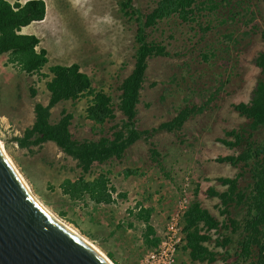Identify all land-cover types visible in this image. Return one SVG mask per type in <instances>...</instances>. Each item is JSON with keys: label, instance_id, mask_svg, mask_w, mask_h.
I'll list each match as a JSON object with an SVG mask.
<instances>
[{"label": "rangeland", "instance_id": "obj_1", "mask_svg": "<svg viewBox=\"0 0 264 264\" xmlns=\"http://www.w3.org/2000/svg\"><path fill=\"white\" fill-rule=\"evenodd\" d=\"M131 1L143 14L158 2ZM202 1L187 19L174 14L148 29L149 38L168 51V55L148 60L136 124L149 131L122 157L95 162L88 172L53 141L22 146L16 138L23 137L33 124L35 103L49 101V66L74 62L89 74L96 89L111 96L116 117L104 124L94 123L86 117L88 99L81 97L56 104L51 119L58 120L66 110L73 114L70 130L74 138L110 136L113 126L124 119L118 107L120 85L134 66L136 18L126 16L118 0H45L46 17L33 23V33L40 38L39 48L48 51L47 65L40 72L27 73L9 62L7 54L0 55L2 147L37 199L77 227L114 264H150L146 256L154 247L143 241L144 223L132 213L136 206L153 207L150 222L157 227L161 241L172 214L181 204L196 200L228 224L209 231L208 245L217 252V260H192L184 247L185 235L172 264H244L236 257L239 234L229 223V217H242V209L233 207L232 216L222 213L221 200L209 196L207 189H226L218 180L221 176L242 174L241 187L252 181L250 166L244 162L233 165L217 158L238 155L249 142L264 141V126L250 132L248 118L233 107L250 100L262 77L255 58L264 51V0ZM186 106L203 110L191 115L180 129L154 130ZM231 130L235 134H227ZM236 134L242 136L239 145L221 140L234 141ZM100 172H106L115 187L112 203L76 198L62 188L66 178H93ZM184 197L186 201L181 203ZM226 237L231 241L225 242Z\"/></svg>", "mask_w": 264, "mask_h": 264}, {"label": "trees", "instance_id": "obj_2", "mask_svg": "<svg viewBox=\"0 0 264 264\" xmlns=\"http://www.w3.org/2000/svg\"><path fill=\"white\" fill-rule=\"evenodd\" d=\"M118 1L121 11L126 16L136 18L137 21L134 66L120 85L118 107L124 115L122 122L113 126L110 136L79 140L74 138L70 130L73 114L63 110L61 117L53 121L52 107L63 100H75L81 97H87L86 117L94 123L104 124L116 117L111 96L93 86L91 77L81 69L79 63H55L49 66L51 77L46 83L50 93L48 103H35L33 124L25 130L23 137L16 138L22 146L53 141L62 151L77 160L83 172H88L95 162L103 163L113 157H122L128 147L148 133L149 130H141L136 124L148 60L155 55H168L166 46L149 38L148 29L174 14L187 19L193 7L203 2L202 0H158L157 5L150 12L143 14L132 5L131 0ZM46 12L45 0L24 2L0 0V55L7 54L9 62L16 64L20 70L27 73L40 72L47 65L49 58L47 49L39 48L40 38L35 33L22 32V28L32 22L43 20ZM255 64L260 67L262 77L253 88L250 100L233 105L241 115L248 118L246 129L250 132L264 126V51L258 53ZM33 92L35 90H32ZM202 110L203 107L186 106L175 117L162 122L154 130L180 129L191 115ZM227 134H235V131H228ZM235 137L234 141L221 140L231 146L239 145L242 136L236 134ZM217 160L230 162L233 165L244 162L250 166L252 181L246 187L239 185L242 174L236 177L221 176L218 180L227 188L220 191L211 186L207 189V193L221 200L222 213L231 215L233 207L242 209L241 218L232 215L231 218L229 217L232 231L239 234L237 260L244 264H264V141L257 145H250L249 142L240 154L220 156ZM62 188L73 197H88L95 203L108 204L115 200L113 194L115 187L106 172H100L93 178L84 176L76 179L66 178ZM152 211L153 207L139 204L132 213L136 219L144 223L143 241L153 248L159 244L160 236L150 222ZM183 223L186 235L184 247L189 257L198 261L217 260V252L206 243L212 238L209 231L227 227L228 224L221 223L197 200L189 205ZM229 241L231 238L226 237L225 242Z\"/></svg>", "mask_w": 264, "mask_h": 264}, {"label": "water", "instance_id": "obj_3", "mask_svg": "<svg viewBox=\"0 0 264 264\" xmlns=\"http://www.w3.org/2000/svg\"><path fill=\"white\" fill-rule=\"evenodd\" d=\"M0 144V264H112L34 195Z\"/></svg>", "mask_w": 264, "mask_h": 264}, {"label": "built area", "instance_id": "obj_4", "mask_svg": "<svg viewBox=\"0 0 264 264\" xmlns=\"http://www.w3.org/2000/svg\"><path fill=\"white\" fill-rule=\"evenodd\" d=\"M185 201L186 197L182 199L181 203ZM188 207L189 204H181L178 211L172 214L163 239L146 256V260L150 264H172L175 261L177 249L185 241L182 219Z\"/></svg>", "mask_w": 264, "mask_h": 264}, {"label": "bare ground", "instance_id": "obj_5", "mask_svg": "<svg viewBox=\"0 0 264 264\" xmlns=\"http://www.w3.org/2000/svg\"><path fill=\"white\" fill-rule=\"evenodd\" d=\"M1 144V143H0ZM2 146V145H1ZM23 177V175H21ZM23 179L25 180L27 186L30 188L27 180L23 177ZM31 189V188H30ZM42 204V203H41ZM42 206L49 211L53 216H55L57 219H59L61 222H63L65 225H67L69 228H71L72 230H74L75 232H77L78 234H80L83 238H85L87 241H89L92 245H94L87 237H85L81 231L79 229H77V227H74L71 225V223H67L65 220H63L62 218H60L58 215H56L55 213H53L49 208H47L44 204H42ZM105 257L106 259H108L112 264H114L96 245H94Z\"/></svg>", "mask_w": 264, "mask_h": 264}, {"label": "crops", "instance_id": "obj_6", "mask_svg": "<svg viewBox=\"0 0 264 264\" xmlns=\"http://www.w3.org/2000/svg\"><path fill=\"white\" fill-rule=\"evenodd\" d=\"M22 2H24V1H26V0H21ZM46 14H47V12H46ZM46 17V16H45ZM45 19V18H44ZM43 19V20H44ZM40 21H42V20H40ZM35 22H38V21H35ZM35 22H32V23H30L29 25H27V26H24L23 28H22V32H24V33H33V23H35ZM218 190V189H217ZM221 191V190H220ZM201 206L203 207V208H206V207H204V205H202V203H201ZM206 209H208V208H206ZM209 210V209H208ZM209 212L213 215V216H215L214 214H213V211H211V210H209ZM216 217V216H215ZM217 218V217H216ZM218 219V218H217ZM219 220V219H218ZM152 223V222H151ZM154 225V224H153ZM200 226H201V224H200ZM155 228H157L156 226H154ZM213 230V229H212ZM207 243V245H208V241L206 242ZM209 246V245H208Z\"/></svg>", "mask_w": 264, "mask_h": 264}]
</instances>
